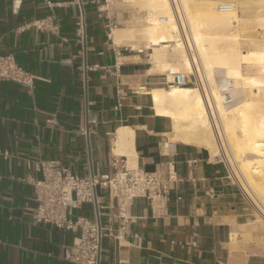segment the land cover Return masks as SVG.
Instances as JSON below:
<instances>
[{
    "label": "crops",
    "instance_id": "obj_1",
    "mask_svg": "<svg viewBox=\"0 0 264 264\" xmlns=\"http://www.w3.org/2000/svg\"><path fill=\"white\" fill-rule=\"evenodd\" d=\"M127 3L0 0V55L32 78L0 79V264H76L65 250L80 231L33 219L42 164L84 176L121 161L163 183L127 205L98 187L96 204L69 209L98 220L99 264H264V248L242 241L244 191L228 164L156 105L154 90L198 87L169 83L189 74L183 49L150 43L149 9Z\"/></svg>",
    "mask_w": 264,
    "mask_h": 264
},
{
    "label": "bare ground",
    "instance_id": "obj_2",
    "mask_svg": "<svg viewBox=\"0 0 264 264\" xmlns=\"http://www.w3.org/2000/svg\"><path fill=\"white\" fill-rule=\"evenodd\" d=\"M135 1L149 9L150 43L166 40L182 48L183 64L200 85L154 90L159 111L199 134L228 164L231 179L264 210V95H258L264 90V0ZM240 6L252 15L238 14ZM242 41L251 48L242 50ZM243 63L259 69L246 74ZM161 67L173 69L166 62ZM216 72L242 80L253 93L235 102L221 90Z\"/></svg>",
    "mask_w": 264,
    "mask_h": 264
},
{
    "label": "built area",
    "instance_id": "obj_3",
    "mask_svg": "<svg viewBox=\"0 0 264 264\" xmlns=\"http://www.w3.org/2000/svg\"><path fill=\"white\" fill-rule=\"evenodd\" d=\"M170 75L169 83L172 85H187L190 83L189 75L193 76L192 73ZM2 78L21 83L32 81L14 59L4 55H0V79ZM42 165L45 177L34 185L36 206L32 208L33 219L37 222L52 223L62 230L80 231L65 250V258L76 264H99L98 252L103 233L98 220L85 216L73 218L70 208L83 202L96 204L98 187L107 188L109 196L117 199L119 205H127L137 196H150L160 189L163 183L157 174L138 167H128L125 161L114 165L112 173H91L84 176L66 168L57 170L53 162ZM128 222V219H124L119 234L126 231Z\"/></svg>",
    "mask_w": 264,
    "mask_h": 264
},
{
    "label": "rangeland",
    "instance_id": "obj_4",
    "mask_svg": "<svg viewBox=\"0 0 264 264\" xmlns=\"http://www.w3.org/2000/svg\"><path fill=\"white\" fill-rule=\"evenodd\" d=\"M128 1V5L133 8L134 10H138L139 5L136 4L135 2H132L133 0ZM140 9V8H139ZM136 10V11H137ZM238 14L241 16H244L246 18H249L252 15V12H249L247 9H243L241 6L238 8ZM241 49L242 50H248L251 48L248 42L242 41L240 43ZM243 72L246 74H255L258 69L259 65L258 64H242ZM193 80L196 79L197 85L198 84L197 78L194 74H192ZM215 80L219 84L221 90L228 91L229 93L233 94L235 102L241 100L242 98L248 96L249 93H253L252 87L246 86L243 84L242 80L239 79H227L225 76L220 73L216 72L215 73ZM256 93L257 91L254 90ZM259 96L264 95V90H261L258 92ZM234 102V103H235ZM243 193V191H242ZM244 195V210L245 214L247 216V222L241 224V234H242V241L245 242L246 244H251L255 241L256 247L257 248H264V210L259 207V205L248 195L250 200L254 203H251L247 197ZM249 228V239L244 238V234L246 232V229ZM255 247V248H256ZM254 250V249H253Z\"/></svg>",
    "mask_w": 264,
    "mask_h": 264
},
{
    "label": "water",
    "instance_id": "obj_5",
    "mask_svg": "<svg viewBox=\"0 0 264 264\" xmlns=\"http://www.w3.org/2000/svg\"><path fill=\"white\" fill-rule=\"evenodd\" d=\"M97 203V202H96Z\"/></svg>",
    "mask_w": 264,
    "mask_h": 264
}]
</instances>
